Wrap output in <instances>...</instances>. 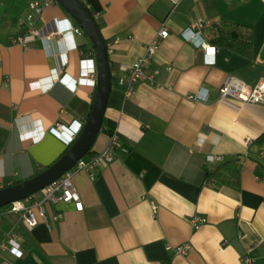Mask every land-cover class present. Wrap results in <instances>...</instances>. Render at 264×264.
Wrapping results in <instances>:
<instances>
[{"label": "crops", "instance_id": "0c3cea01", "mask_svg": "<svg viewBox=\"0 0 264 264\" xmlns=\"http://www.w3.org/2000/svg\"><path fill=\"white\" fill-rule=\"evenodd\" d=\"M107 43L115 106L104 118L127 152L73 175L83 204H45L47 226H28L18 214L0 219V240L16 232L21 256L0 251L10 264H264V104L220 97L228 75L253 85L264 77V0H81ZM196 19L214 47L205 53L180 32ZM164 23L168 35L149 61L160 86L140 82L121 104L124 76ZM237 26L253 41V58L213 44L220 29ZM58 3L47 6L28 36L11 44L0 29V185L21 182L55 162L76 139L96 87L78 83L89 62V39ZM115 39H117L115 41ZM166 67H170L167 70ZM198 93L203 100L186 95ZM92 149L109 140L108 124ZM56 123L64 128L56 133ZM248 140V143L245 142ZM212 158V159H211ZM25 202H28L25 200ZM150 202L156 204L153 214ZM206 221L197 229L191 219ZM188 243L186 255L174 248Z\"/></svg>", "mask_w": 264, "mask_h": 264}, {"label": "built area", "instance_id": "2783aa9c", "mask_svg": "<svg viewBox=\"0 0 264 264\" xmlns=\"http://www.w3.org/2000/svg\"><path fill=\"white\" fill-rule=\"evenodd\" d=\"M173 7H175L180 0H170ZM56 0H30L28 7L24 13L22 24L25 26L23 34L12 35L10 43L20 46L22 49L29 47L28 36L33 32V26L43 10L56 3ZM212 27V22L209 20L196 19L191 25L186 27L180 32V35L186 41L192 43L198 48H203L205 53L211 55L215 54V49L205 38L201 35L200 31L203 28ZM72 32L75 34H82L83 31L80 27H73ZM168 31L164 23L155 31L153 37L144 45L143 53L133 61L127 73L118 79V83L123 86L121 104L124 105L133 95L135 85L140 82L148 83L151 86H160L158 75L160 69L149 68V61L158 50L160 42L166 38ZM117 39H115L116 41ZM81 62H89L77 80L79 84L86 83L90 85L96 84V69L95 60L93 58L82 59ZM170 70V67H166ZM220 97H229L241 103L264 104V77L259 79L255 84L251 85L237 78V76L228 75L218 89ZM185 98L193 101L203 100L205 97H200L198 93H192L185 96ZM64 128L62 123H56L52 129L58 133ZM117 131L113 130L109 135L108 143L102 150L97 152L93 157L83 156L59 178L43 187L41 190L36 191L30 197L28 202L25 200H17L0 207V219L7 213L18 214L21 219L28 225L34 226L37 222L42 221L47 226L53 221L62 217L60 211L56 212L53 216H48L45 204L68 203L72 204L76 211L83 209V204L79 193L76 191L72 183V177L75 173L80 171L89 172L91 179L94 178L93 169L111 163L116 157V150L127 152V149L121 144ZM245 142L248 143V140ZM212 159V158H211ZM0 188H3L0 185ZM152 213H156L157 206L155 203L150 202ZM206 219L201 216H194L191 219L192 226L197 229L202 225ZM17 234L13 230L5 233L3 239L0 240V251L8 250L16 256H21L19 244L17 241ZM190 249L188 243L178 245L174 248L175 252L180 255H186ZM242 261L245 264H250L254 258L246 254ZM0 264H10L8 262H0Z\"/></svg>", "mask_w": 264, "mask_h": 264}, {"label": "water", "instance_id": "95a60500", "mask_svg": "<svg viewBox=\"0 0 264 264\" xmlns=\"http://www.w3.org/2000/svg\"><path fill=\"white\" fill-rule=\"evenodd\" d=\"M69 16L88 36L95 58L96 90L87 122L84 123L75 142L55 162L33 176L11 186L0 188V207L25 200L50 184L69 170L77 160L86 155L93 146L100 130L111 91V72L108 59V47L103 39L97 21L81 0H56ZM264 58V45L260 52Z\"/></svg>", "mask_w": 264, "mask_h": 264}, {"label": "trees", "instance_id": "16d2710c", "mask_svg": "<svg viewBox=\"0 0 264 264\" xmlns=\"http://www.w3.org/2000/svg\"><path fill=\"white\" fill-rule=\"evenodd\" d=\"M28 1H30V0H0V29L5 26L8 29L14 30L13 35L23 34L25 32L26 28L22 24V19H23L24 13L28 7ZM83 34L88 38V36L86 35V33L84 31H83ZM89 43L90 44H89L88 49L86 48L83 51V54L86 57L89 56L90 58L94 59V50H93V47H92L90 40H89ZM213 44L218 48L229 50L230 52H233V53L236 52V54H238V55H240V56H242L248 60L253 58L252 36L250 33H248L246 35H242L237 26H235L229 30L220 29L217 33L215 40L213 41ZM112 80H111V86H112ZM115 105L116 104H115V101L113 100L112 88H111L110 95L108 97L107 107H111V106H115ZM91 106L86 113L85 122H87L86 120H87L89 112L91 110ZM105 120L106 119L103 117L101 127H100V130L98 133H100L103 130V126L107 122ZM84 123H83V125H84ZM107 124H108V126H107L106 131L109 134L111 132V130L113 129V124L108 123V122H107ZM83 125H82V127H83ZM260 139H262V140L264 139V134L261 135ZM74 142H75V140L70 144V146ZM96 154H97V152H95L91 147V149L86 153V156L93 157ZM62 155H60V156H62ZM17 183H19V182H16L14 184H17Z\"/></svg>", "mask_w": 264, "mask_h": 264}, {"label": "rangeland", "instance_id": "374dc122", "mask_svg": "<svg viewBox=\"0 0 264 264\" xmlns=\"http://www.w3.org/2000/svg\"><path fill=\"white\" fill-rule=\"evenodd\" d=\"M94 60H95V58H94Z\"/></svg>", "mask_w": 264, "mask_h": 264}]
</instances>
